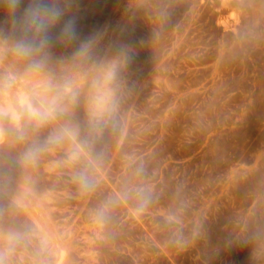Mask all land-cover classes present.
I'll return each mask as SVG.
<instances>
[{"label":"rangeland","instance_id":"1","mask_svg":"<svg viewBox=\"0 0 264 264\" xmlns=\"http://www.w3.org/2000/svg\"><path fill=\"white\" fill-rule=\"evenodd\" d=\"M0 145V264H264V0H0Z\"/></svg>","mask_w":264,"mask_h":264},{"label":"bare ground","instance_id":"2","mask_svg":"<svg viewBox=\"0 0 264 264\" xmlns=\"http://www.w3.org/2000/svg\"><path fill=\"white\" fill-rule=\"evenodd\" d=\"M113 1H116V0H113ZM241 1V0H240ZM216 2V1H215ZM113 4V3H112ZM111 4V5H112ZM234 4V3H233ZM230 5V4H229ZM232 5V4H231ZM108 8V7H107ZM111 7H109V9H110ZM108 10V9H107ZM139 11V10H138ZM137 12V11H136ZM106 13H107V11H106ZM134 15V14H133ZM102 16V15H101ZM101 20H103L102 18H101ZM100 20V21H101ZM97 22V21H96ZM15 81V80H14ZM16 82H18V81H16ZM2 86V85H1ZM2 89V88H1ZM54 90V89H53ZM3 91V90H2ZM34 107V106H33ZM44 111V110H43ZM20 120V119H19ZM29 122H31V121H29ZM5 125H7V124H4V126ZM10 125V124H9ZM30 127V126H29ZM7 128V127H6ZM10 128V127H9ZM22 128V127H21ZM4 129H5V127H4ZM9 130V129H8ZM24 130V129H23ZM31 130V129H30ZM5 131V130H4ZM23 132V131H22ZM32 132V131H31ZM9 134V133H8ZM35 134V133H34ZM21 135V134H20ZM25 135H26V133H25ZM9 136V135H8ZM25 137V136H24ZM0 146H2V145H0Z\"/></svg>","mask_w":264,"mask_h":264}]
</instances>
